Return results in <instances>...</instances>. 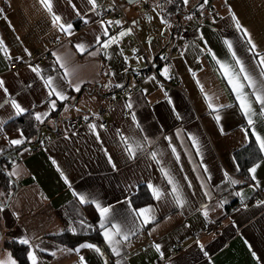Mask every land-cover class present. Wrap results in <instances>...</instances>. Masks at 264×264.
I'll return each instance as SVG.
<instances>
[{
    "label": "crops",
    "instance_id": "1",
    "mask_svg": "<svg viewBox=\"0 0 264 264\" xmlns=\"http://www.w3.org/2000/svg\"><path fill=\"white\" fill-rule=\"evenodd\" d=\"M168 1L135 32L151 61L199 2L182 10L177 0L163 19ZM111 5L0 0V154L24 140L2 130L6 121L28 112L40 123L11 153L0 256L6 264H18L12 249L26 250L25 264H264V200L254 197V185L264 194V0H226L218 16L187 22L171 63L156 66L162 78L176 74L180 86L170 88L152 73L134 78L146 66L123 57L126 23L98 18ZM14 61L22 65L10 69ZM127 88L129 97L118 96ZM99 108L107 126L93 117L33 143ZM248 132L261 157L242 176L232 152ZM139 184L150 199L133 206ZM212 221L218 230L199 236ZM96 227L101 245L87 237Z\"/></svg>",
    "mask_w": 264,
    "mask_h": 264
},
{
    "label": "built area",
    "instance_id": "2",
    "mask_svg": "<svg viewBox=\"0 0 264 264\" xmlns=\"http://www.w3.org/2000/svg\"><path fill=\"white\" fill-rule=\"evenodd\" d=\"M113 3L111 7L102 9L99 14V19H106V20H115L118 18H122L124 22L126 23L130 36L124 41V46L121 47L123 57L125 59H135V58H141L146 68L141 71L134 72V78L136 80L141 79L146 73H152L155 78L157 79L158 83H160L165 88L170 87H179V80L176 76V74L172 71L170 72L167 77L162 78L160 77L156 72V66L166 64L169 65L171 63V57L173 54L177 51V45L179 40L184 36L185 34V25L187 22L194 20L196 22H205L207 21L211 16H218L219 15V8L223 6L226 2V0H204L199 5L193 7L190 9L187 13V18L183 22L176 21L173 23L170 31V37L168 42V48L167 50L154 60H149L144 52V49L142 47V44L140 40L138 39L133 26L131 25V21L128 20L122 13L121 8L117 5V3L112 0ZM59 42V40H56L55 43ZM49 56V52L45 51L43 53L38 54L33 60L36 59H43ZM31 60V61H33ZM22 63L14 61L9 64L10 69H16L20 67ZM131 88H127L126 90H119L118 96H125L129 97L131 95ZM111 102V100H109ZM104 108H99L95 114L93 115H87L84 118H67L66 119V129H54L50 134H48L44 139H42V142L46 141L47 139H51L53 137L66 135L70 132L76 131L83 123L86 121L92 119L93 117H96L100 119L102 126H107V119L104 117ZM254 191V197H256L257 202H261L264 200V194L263 192L255 186ZM220 223L218 221H212L207 223L199 232V236L208 237L213 235L219 228Z\"/></svg>",
    "mask_w": 264,
    "mask_h": 264
},
{
    "label": "trees",
    "instance_id": "3",
    "mask_svg": "<svg viewBox=\"0 0 264 264\" xmlns=\"http://www.w3.org/2000/svg\"><path fill=\"white\" fill-rule=\"evenodd\" d=\"M203 1L204 0H199L197 5H199ZM174 2H177V0H169L168 2L164 3V6H162L161 12L163 19H167L169 17L170 14L168 13L167 9L172 7ZM54 113L55 111L50 115H53ZM39 126L40 123L32 116V114L28 112L19 114L9 119L2 126V130H4L5 132L13 131L16 129L20 130V132L23 134L24 140L20 144L12 146L8 150L0 154V206L5 203L15 187V183L7 170L8 164L11 161V153L26 146L29 143L30 139H34L37 135ZM42 139L44 138H36L33 143H40L42 142ZM232 155L238 167V173H240L242 176L246 174V169L261 157V154L258 151V148L249 132L247 142L239 148L235 149L232 152ZM149 199V192L143 184H139L136 191L129 196V201L133 206L143 204ZM82 206L88 220L95 224L97 221V213L94 208L90 204H83ZM87 237L92 239L96 244L101 245L102 239L99 234V228L96 227L95 231L89 234ZM78 239L80 240L82 238ZM3 246L9 247V242L4 241ZM25 253L26 250L12 249V254L18 261V264L26 263Z\"/></svg>",
    "mask_w": 264,
    "mask_h": 264
},
{
    "label": "rangeland",
    "instance_id": "4",
    "mask_svg": "<svg viewBox=\"0 0 264 264\" xmlns=\"http://www.w3.org/2000/svg\"><path fill=\"white\" fill-rule=\"evenodd\" d=\"M160 1L161 0H135L132 3H126L124 0H117V2H115L121 8L126 18L131 21V25L133 26L135 32H138L139 22L142 24H146L147 11L149 13H153L154 11L156 12L158 10ZM182 1V10L186 9L193 2V0ZM111 3H113L112 0ZM179 19L182 20L181 16L179 17ZM152 21L153 20H151V22ZM4 254H6V252L2 253V255L0 256V263H2V261H5L4 264H6V255Z\"/></svg>",
    "mask_w": 264,
    "mask_h": 264
},
{
    "label": "water",
    "instance_id": "5",
    "mask_svg": "<svg viewBox=\"0 0 264 264\" xmlns=\"http://www.w3.org/2000/svg\"><path fill=\"white\" fill-rule=\"evenodd\" d=\"M126 3H132V2H134L135 0H124ZM7 201V200H6ZM6 201H5V203H6Z\"/></svg>",
    "mask_w": 264,
    "mask_h": 264
}]
</instances>
